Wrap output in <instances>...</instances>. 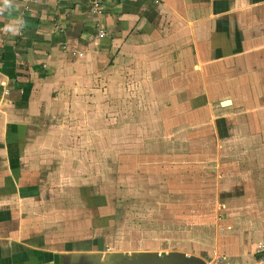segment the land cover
Returning a JSON list of instances; mask_svg holds the SVG:
<instances>
[{
	"label": "crops",
	"instance_id": "0c3cea01",
	"mask_svg": "<svg viewBox=\"0 0 264 264\" xmlns=\"http://www.w3.org/2000/svg\"><path fill=\"white\" fill-rule=\"evenodd\" d=\"M92 1L13 0L0 15V264L103 260L107 196L90 191L105 174L79 176L107 149L119 177L130 170L121 180L161 191L160 211L190 192L193 254L261 264L264 0H103L100 13Z\"/></svg>",
	"mask_w": 264,
	"mask_h": 264
},
{
	"label": "rangeland",
	"instance_id": "374dc122",
	"mask_svg": "<svg viewBox=\"0 0 264 264\" xmlns=\"http://www.w3.org/2000/svg\"><path fill=\"white\" fill-rule=\"evenodd\" d=\"M105 101L110 102V108H112V105H115L113 100L108 99ZM123 116L126 119L129 118V115L125 114ZM109 119L110 122L114 120L113 116H109ZM106 145L111 148L113 144L109 145L107 143ZM124 145L125 143H122V146ZM81 146L83 147L82 144ZM84 147H86V144H84ZM89 147L91 151L97 150L94 148V144H90ZM110 151L111 149H107L105 161L99 160V168H97V164L93 167L91 171L95 173H89L84 176L78 175L84 178V184L88 182L89 186H91L95 184L98 176L102 179L103 174H105L106 190L90 191V195L93 198L97 197L98 194H106L107 196V204L105 206L106 224L103 227L105 241H100L101 243L105 242V251L109 252L116 249L130 251L140 249L158 252L180 250L192 254L196 252L197 249L194 248V237H200L201 234L198 233L200 230L197 229V231H194L192 229L193 224H186L181 221V201L186 200V194L190 192L179 190L169 192L167 196L169 203H167L164 211H160L161 208L157 204V198L161 196V191H145L144 186H141V184L138 185L139 183H144L145 180H140L139 178H130L126 181L121 180L129 176L130 170L126 168V176L122 178L123 174L121 173V177H119L117 171L120 161L118 159L116 160L115 156L111 157ZM94 162H97V159ZM161 173L162 171L158 170L156 175H161ZM79 177H77L75 182L80 183ZM153 177L157 181L161 180V177L158 179L155 174H153ZM136 185H138L137 188H135ZM80 193V191H77V195L74 193L73 195L74 197L80 198ZM205 209L210 210L212 208L207 207ZM222 210L223 208H219V213ZM212 212L216 214V208ZM117 214L121 216L118 217ZM90 215L97 216L93 210L90 212ZM131 216H133L132 219ZM219 217L221 216L219 215ZM90 225L91 230H93L92 226L97 225V222L90 221ZM94 236L97 237L98 234L95 233ZM93 239L91 238L90 241H93ZM206 261L213 264L212 258Z\"/></svg>",
	"mask_w": 264,
	"mask_h": 264
},
{
	"label": "water",
	"instance_id": "95a60500",
	"mask_svg": "<svg viewBox=\"0 0 264 264\" xmlns=\"http://www.w3.org/2000/svg\"><path fill=\"white\" fill-rule=\"evenodd\" d=\"M98 252H83L75 254V259L83 264H210L204 258L187 254L184 251L172 250L158 252L151 250H137L132 252L109 251L103 254ZM95 260V261H94Z\"/></svg>",
	"mask_w": 264,
	"mask_h": 264
},
{
	"label": "clouds",
	"instance_id": "9594fccd",
	"mask_svg": "<svg viewBox=\"0 0 264 264\" xmlns=\"http://www.w3.org/2000/svg\"><path fill=\"white\" fill-rule=\"evenodd\" d=\"M14 7L13 0H0V15H3L6 10H10ZM15 7H19L16 5ZM23 20L17 19L5 25L4 31L11 32L13 35L20 33V29L23 27Z\"/></svg>",
	"mask_w": 264,
	"mask_h": 264
},
{
	"label": "built area",
	"instance_id": "2783aa9c",
	"mask_svg": "<svg viewBox=\"0 0 264 264\" xmlns=\"http://www.w3.org/2000/svg\"><path fill=\"white\" fill-rule=\"evenodd\" d=\"M102 3H103V0H93L92 1L93 11L100 13L102 11ZM105 34H106L105 30L103 28H101L99 31V37H104ZM66 47L67 46L65 45L64 48H66ZM257 251L261 254L257 261H259L261 264H264V244H262L258 248ZM222 261H223V258H219V259L214 260L213 264H220Z\"/></svg>",
	"mask_w": 264,
	"mask_h": 264
}]
</instances>
